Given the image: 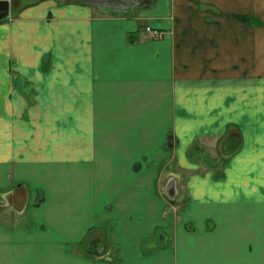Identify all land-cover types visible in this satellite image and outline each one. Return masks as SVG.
<instances>
[{
    "label": "crops",
    "instance_id": "obj_1",
    "mask_svg": "<svg viewBox=\"0 0 264 264\" xmlns=\"http://www.w3.org/2000/svg\"><path fill=\"white\" fill-rule=\"evenodd\" d=\"M139 4L0 19V264H264V0Z\"/></svg>",
    "mask_w": 264,
    "mask_h": 264
},
{
    "label": "water",
    "instance_id": "obj_2",
    "mask_svg": "<svg viewBox=\"0 0 264 264\" xmlns=\"http://www.w3.org/2000/svg\"><path fill=\"white\" fill-rule=\"evenodd\" d=\"M80 2L92 3L101 6L106 9L114 11L127 12L134 6L138 5L139 0H77ZM9 2L8 0H0V19H4L9 14Z\"/></svg>",
    "mask_w": 264,
    "mask_h": 264
},
{
    "label": "rangeland",
    "instance_id": "obj_3",
    "mask_svg": "<svg viewBox=\"0 0 264 264\" xmlns=\"http://www.w3.org/2000/svg\"><path fill=\"white\" fill-rule=\"evenodd\" d=\"M33 1H36V0H11V7H12V10L15 11L16 9L28 4V3H31ZM141 4L137 5V6H140ZM100 12V11H99Z\"/></svg>",
    "mask_w": 264,
    "mask_h": 264
},
{
    "label": "built area",
    "instance_id": "obj_4",
    "mask_svg": "<svg viewBox=\"0 0 264 264\" xmlns=\"http://www.w3.org/2000/svg\"><path fill=\"white\" fill-rule=\"evenodd\" d=\"M146 29H147V31H149L151 33L153 38H159L162 34V32L160 30L153 29L149 26Z\"/></svg>",
    "mask_w": 264,
    "mask_h": 264
}]
</instances>
